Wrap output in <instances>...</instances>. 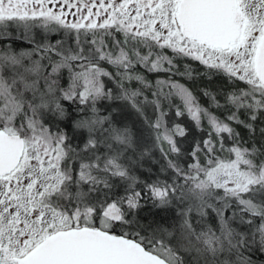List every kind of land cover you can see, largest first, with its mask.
<instances>
[{
	"label": "snow or ice",
	"instance_id": "snow-or-ice-1",
	"mask_svg": "<svg viewBox=\"0 0 264 264\" xmlns=\"http://www.w3.org/2000/svg\"><path fill=\"white\" fill-rule=\"evenodd\" d=\"M0 264H264V0H0Z\"/></svg>",
	"mask_w": 264,
	"mask_h": 264
},
{
	"label": "trees",
	"instance_id": "trees-1",
	"mask_svg": "<svg viewBox=\"0 0 264 264\" xmlns=\"http://www.w3.org/2000/svg\"><path fill=\"white\" fill-rule=\"evenodd\" d=\"M202 70V69H201ZM203 86V85H202Z\"/></svg>",
	"mask_w": 264,
	"mask_h": 264
}]
</instances>
